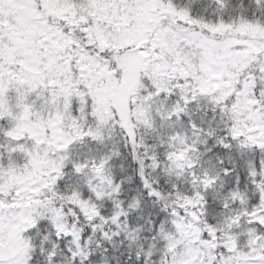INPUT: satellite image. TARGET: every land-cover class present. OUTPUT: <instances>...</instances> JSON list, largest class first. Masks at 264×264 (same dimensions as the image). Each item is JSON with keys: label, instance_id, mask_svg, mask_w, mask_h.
Wrapping results in <instances>:
<instances>
[{"label": "snow or ice", "instance_id": "1", "mask_svg": "<svg viewBox=\"0 0 264 264\" xmlns=\"http://www.w3.org/2000/svg\"><path fill=\"white\" fill-rule=\"evenodd\" d=\"M0 264H264V0H0Z\"/></svg>", "mask_w": 264, "mask_h": 264}]
</instances>
